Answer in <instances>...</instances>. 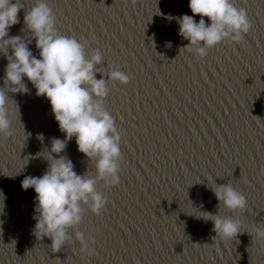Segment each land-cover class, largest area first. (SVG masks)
<instances>
[{
  "label": "water",
  "instance_id": "1",
  "mask_svg": "<svg viewBox=\"0 0 264 264\" xmlns=\"http://www.w3.org/2000/svg\"><path fill=\"white\" fill-rule=\"evenodd\" d=\"M234 2L248 9L252 31L241 45L225 41L200 60L180 52L189 42L165 19L191 16L189 0H48L60 34L97 41L88 47L101 50L105 79L117 66L130 77L127 86L110 83L105 101L121 137L120 184L98 185L106 208L84 217L80 230L95 239L91 255L78 243L53 253L49 239H36V194L21 183L44 174L47 161L36 156L64 134L50 102L28 83L27 94L11 95L13 134L0 140V264H264V241L251 237L264 225V0ZM21 4L10 36L30 42L21 30L35 0ZM29 48L38 58L35 40ZM6 64L0 57V81ZM61 155L78 175L94 171L75 138ZM214 184L246 197V213L220 212L241 222L237 240L214 239L212 222L189 216L200 211L191 204L218 213Z\"/></svg>",
  "mask_w": 264,
  "mask_h": 264
},
{
  "label": "clouds",
  "instance_id": "2",
  "mask_svg": "<svg viewBox=\"0 0 264 264\" xmlns=\"http://www.w3.org/2000/svg\"><path fill=\"white\" fill-rule=\"evenodd\" d=\"M188 6L191 16L168 15L165 19L175 20L179 25L178 36L189 42L180 52L184 50L200 60L225 41L233 46L241 45L252 31L247 11L237 7L234 0H189ZM21 10V0H0V57L7 60L0 81V140L13 134L8 107L9 100L14 101L11 95L27 94L31 83L36 96L50 102L59 131L64 134L63 140L52 138L50 148L37 154V159L42 157L47 161L44 174L26 176L21 183L22 190L33 189L36 194L33 235L36 239H49L53 253L78 243L81 253L91 255L95 239L91 234L86 237L80 230L84 217L87 213L99 217L106 208L107 199L98 185L109 190L120 184L121 137L105 107L110 93L108 85L127 86L130 77L117 66L105 79L99 67L104 63L101 50L89 49L86 42L60 34L48 0H35L34 6L25 12V27L21 31L31 33L30 42L19 35L10 36V29L19 23ZM197 16L199 22L195 20ZM32 40L39 50L38 58L29 48ZM165 46L171 48V42ZM97 74L101 75L100 79L96 78ZM17 110L19 113L18 106ZM73 138L79 153L93 165L92 173L78 175L72 161L61 155ZM38 139L43 140L42 134ZM7 177L15 179L16 175ZM209 188L218 202V213L201 211L203 205L194 208L191 204L200 211L189 216L212 222L214 239L237 240L242 233L241 222L221 216L220 212L223 209L229 213H246V197L231 184ZM5 199L0 191V214ZM251 237L264 241V225L258 226Z\"/></svg>",
  "mask_w": 264,
  "mask_h": 264
},
{
  "label": "snow or ice",
  "instance_id": "3",
  "mask_svg": "<svg viewBox=\"0 0 264 264\" xmlns=\"http://www.w3.org/2000/svg\"><path fill=\"white\" fill-rule=\"evenodd\" d=\"M245 10L248 11L247 8ZM249 21L251 22L252 25L254 24L253 20L249 19ZM261 25H264V19L261 20ZM73 36L76 37L74 34ZM82 38H83V41L86 42L88 45H92L93 43L95 45L97 44V41L95 39H89L87 36H84Z\"/></svg>",
  "mask_w": 264,
  "mask_h": 264
}]
</instances>
